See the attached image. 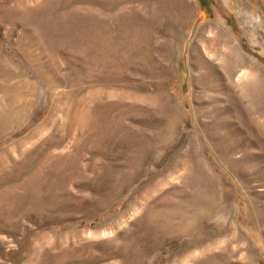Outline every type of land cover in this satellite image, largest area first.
<instances>
[{
  "label": "rangeland",
  "instance_id": "obj_1",
  "mask_svg": "<svg viewBox=\"0 0 264 264\" xmlns=\"http://www.w3.org/2000/svg\"><path fill=\"white\" fill-rule=\"evenodd\" d=\"M0 264H264V0H0Z\"/></svg>",
  "mask_w": 264,
  "mask_h": 264
},
{
  "label": "bare ground",
  "instance_id": "obj_2",
  "mask_svg": "<svg viewBox=\"0 0 264 264\" xmlns=\"http://www.w3.org/2000/svg\"><path fill=\"white\" fill-rule=\"evenodd\" d=\"M209 28V27H208ZM219 28V27H218ZM223 30H224V28H223ZM222 31V30H221ZM221 31H220V33H218L219 34V36H220V38L222 39L223 38V40H225V39H227V38H224V37H222L223 35H225V34H223V33H221ZM212 32V31H211ZM216 32V31H215ZM201 33V32H200ZM200 33H198V35L200 34ZM227 33V32H226ZM209 34V33H208ZM213 34V33H212ZM215 34V33H214ZM216 35V34H215ZM227 35V34H226ZM200 36H201V34H200ZM199 36V37H200ZM212 36V35H211ZM203 37V36H202ZM215 37H217V36H215ZM227 37V36H226ZM229 38V37H228ZM198 40H200V39H198ZM202 40H203V38H202ZM214 40V39H213ZM221 41V40H220ZM199 42V41H198ZM197 42V43H198ZM227 42V41H226ZM199 45H202V43L200 44V43H198ZM220 44V43H219ZM199 45H198V47H199ZM193 47H195V45L193 46ZM196 47H197V45H196ZM200 48H201V46H200ZM200 48H199V50H200ZM193 50H194V48H193ZM203 50V49H202ZM232 50V49H231ZM227 52V51H226ZM233 52V51H232ZM195 53H196V51H195ZM197 53H199V52H197ZM199 55H200V53H199ZM232 56V55H231ZM197 57H199V56H197ZM201 58V57H200ZM222 61H221V59H220V63H221ZM223 63V62H222ZM221 67H222V65H221ZM237 68V67H236ZM225 69H226V72H227V74H228V76H230L231 78H232V80H233V82H235L236 84H238V85H240V82L243 80V79H246L245 77L247 76V70L246 69H243V68H240V69H238V70H236V71H234V67H232V66H228V64H227V66L225 67ZM253 69H255V68H253ZM230 77H228L229 79H230ZM248 78V77H247ZM231 80V79H230Z\"/></svg>",
  "mask_w": 264,
  "mask_h": 264
}]
</instances>
